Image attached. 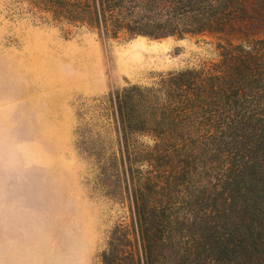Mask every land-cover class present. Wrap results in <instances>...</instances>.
<instances>
[{
	"label": "rangeland",
	"instance_id": "374dc122",
	"mask_svg": "<svg viewBox=\"0 0 264 264\" xmlns=\"http://www.w3.org/2000/svg\"><path fill=\"white\" fill-rule=\"evenodd\" d=\"M48 6L0 0V264H102L148 176L172 216L165 231L236 232L242 192L229 184L264 163V0H241L222 32L163 39H104ZM186 72L166 96L164 79ZM134 86L165 94L160 124L135 141L109 99ZM150 156L131 173L129 160Z\"/></svg>",
	"mask_w": 264,
	"mask_h": 264
},
{
	"label": "trees",
	"instance_id": "16d2710c",
	"mask_svg": "<svg viewBox=\"0 0 264 264\" xmlns=\"http://www.w3.org/2000/svg\"><path fill=\"white\" fill-rule=\"evenodd\" d=\"M45 1L55 18L93 26L104 39H116L123 31L133 36L163 39L222 32L241 0ZM192 74L186 72L164 79L162 86H168L170 90L166 96L172 98L176 88L184 87L182 83ZM164 95L156 89L138 86L110 94V102L115 108L113 116L121 134L135 141L147 129L157 127L159 116L152 110H159ZM162 138L163 142L166 138L163 135ZM156 160L152 156L129 160L131 173L143 162L153 165ZM261 164L246 163L240 167L242 170L238 174L241 176L247 175L245 170L247 172L249 168L258 170V173L251 171L254 173L249 178L248 173L245 185L241 181L235 182L236 177L229 184L230 188L236 187L242 192V204L234 213L240 221L236 225L237 231L230 233H226L229 225L223 227L215 221L207 222L205 227L200 226L197 230L165 231L172 216L167 215L170 212L165 205L156 202L162 187L151 176L144 177L147 180L145 186L142 184L141 190L134 189L133 224L131 228L119 226L113 232L110 248L102 256V264H165L173 257L179 259L176 261L183 260L184 264H264V163ZM257 174L260 179H256ZM144 189L154 198L149 206L144 200L146 195L140 193ZM233 199V196L228 198L227 204L230 205ZM177 236L179 245H166L168 240L174 241Z\"/></svg>",
	"mask_w": 264,
	"mask_h": 264
},
{
	"label": "crops",
	"instance_id": "0c3cea01",
	"mask_svg": "<svg viewBox=\"0 0 264 264\" xmlns=\"http://www.w3.org/2000/svg\"><path fill=\"white\" fill-rule=\"evenodd\" d=\"M55 120H56V119H51V120H49L48 122H49L50 124L52 123V125H54ZM57 122H58V121H57Z\"/></svg>",
	"mask_w": 264,
	"mask_h": 264
}]
</instances>
